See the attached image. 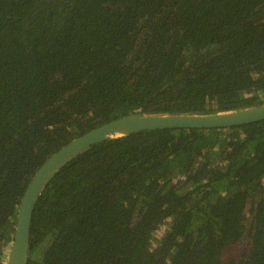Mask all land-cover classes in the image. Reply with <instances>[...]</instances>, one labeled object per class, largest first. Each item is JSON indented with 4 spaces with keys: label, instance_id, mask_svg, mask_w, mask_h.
Masks as SVG:
<instances>
[{
    "label": "trees",
    "instance_id": "16d2710c",
    "mask_svg": "<svg viewBox=\"0 0 264 264\" xmlns=\"http://www.w3.org/2000/svg\"><path fill=\"white\" fill-rule=\"evenodd\" d=\"M264 103V0H0V264L40 165L129 113ZM27 264H264V120L106 139L38 198Z\"/></svg>",
    "mask_w": 264,
    "mask_h": 264
},
{
    "label": "water",
    "instance_id": "95a60500",
    "mask_svg": "<svg viewBox=\"0 0 264 264\" xmlns=\"http://www.w3.org/2000/svg\"><path fill=\"white\" fill-rule=\"evenodd\" d=\"M264 120V103L215 113H129L71 139L53 152L35 171L20 200L5 264H27L30 222L36 202L54 176L74 158L106 139L144 130L232 127Z\"/></svg>",
    "mask_w": 264,
    "mask_h": 264
}]
</instances>
